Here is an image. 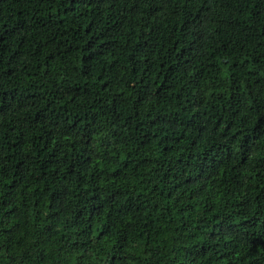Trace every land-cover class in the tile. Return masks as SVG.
<instances>
[{"label": "trees", "instance_id": "16d2710c", "mask_svg": "<svg viewBox=\"0 0 264 264\" xmlns=\"http://www.w3.org/2000/svg\"><path fill=\"white\" fill-rule=\"evenodd\" d=\"M0 264H264V0H0Z\"/></svg>", "mask_w": 264, "mask_h": 264}]
</instances>
